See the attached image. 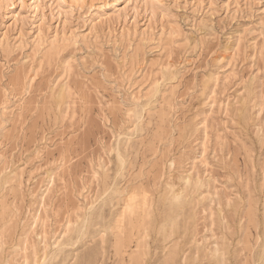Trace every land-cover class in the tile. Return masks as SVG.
Here are the masks:
<instances>
[{"label":"rangeland","instance_id":"rangeland-1","mask_svg":"<svg viewBox=\"0 0 264 264\" xmlns=\"http://www.w3.org/2000/svg\"><path fill=\"white\" fill-rule=\"evenodd\" d=\"M32 1L0 0V264H264V0Z\"/></svg>","mask_w":264,"mask_h":264},{"label":"bare ground","instance_id":"bare-ground-1","mask_svg":"<svg viewBox=\"0 0 264 264\" xmlns=\"http://www.w3.org/2000/svg\"><path fill=\"white\" fill-rule=\"evenodd\" d=\"M42 0H33L32 2L34 3V7L36 8L39 3ZM141 2V7H143L144 10H148L150 14H152V2L148 1V0H122L121 6L120 8L125 9L127 5H129L130 3L132 4L131 9L135 10V8L138 6V4ZM120 8H118L120 10ZM121 9V10H122ZM123 11V10H122ZM119 13V12H118ZM117 14V13H116ZM135 199V198H134ZM135 204V203H132ZM129 206V205H128ZM135 208V207H134ZM137 209V208H136ZM134 211V210H133ZM128 212V211H127ZM34 221H36V218L34 219ZM42 236V235H41ZM44 237V236H43Z\"/></svg>","mask_w":264,"mask_h":264}]
</instances>
